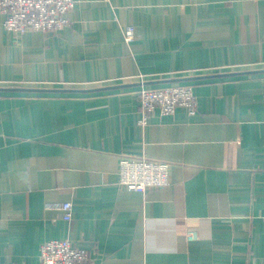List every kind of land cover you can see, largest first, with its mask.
Wrapping results in <instances>:
<instances>
[{"label": "crops", "instance_id": "obj_1", "mask_svg": "<svg viewBox=\"0 0 264 264\" xmlns=\"http://www.w3.org/2000/svg\"><path fill=\"white\" fill-rule=\"evenodd\" d=\"M74 1L57 32L0 24V87L36 89L0 90V264L49 239L93 264H264V0ZM186 81L196 114L137 123L141 82ZM121 156L169 183L121 187Z\"/></svg>", "mask_w": 264, "mask_h": 264}, {"label": "built area", "instance_id": "obj_2", "mask_svg": "<svg viewBox=\"0 0 264 264\" xmlns=\"http://www.w3.org/2000/svg\"><path fill=\"white\" fill-rule=\"evenodd\" d=\"M74 0H0V24L8 31L24 34L26 31L57 32L66 25V14L74 7ZM126 39L131 40V27ZM142 81V76H141ZM138 93L139 119L147 125L148 117L159 110L161 114H173L184 108L189 115L198 110L197 99L190 83L164 84L157 87L144 86L141 82ZM118 169V184L127 190L144 193L150 188L167 186L170 180L169 163L146 157L121 156ZM62 212L63 220L72 218V203L65 200L54 206ZM189 237L194 233L189 232ZM39 264H93L91 253L76 246L70 240L49 239L40 244Z\"/></svg>", "mask_w": 264, "mask_h": 264}, {"label": "water", "instance_id": "obj_3", "mask_svg": "<svg viewBox=\"0 0 264 264\" xmlns=\"http://www.w3.org/2000/svg\"><path fill=\"white\" fill-rule=\"evenodd\" d=\"M253 71H257V70H253ZM0 90H2V91H11V90H26V91H28V90H36V89H30V88L25 89V88H20V87H10V88L0 87ZM66 90H68V89H66Z\"/></svg>", "mask_w": 264, "mask_h": 264}, {"label": "trees", "instance_id": "obj_4", "mask_svg": "<svg viewBox=\"0 0 264 264\" xmlns=\"http://www.w3.org/2000/svg\"><path fill=\"white\" fill-rule=\"evenodd\" d=\"M182 83H190V81H186V82H182ZM147 86H150V85H147Z\"/></svg>", "mask_w": 264, "mask_h": 264}]
</instances>
